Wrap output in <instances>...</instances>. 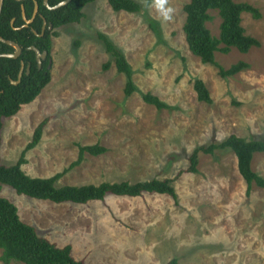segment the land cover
Masks as SVG:
<instances>
[{
    "label": "rangeland",
    "instance_id": "1",
    "mask_svg": "<svg viewBox=\"0 0 264 264\" xmlns=\"http://www.w3.org/2000/svg\"><path fill=\"white\" fill-rule=\"evenodd\" d=\"M134 1L141 10L129 13L95 0L84 6L79 22L56 29L51 79L31 103L2 119L0 159L15 163L45 120L40 141L24 152L26 174L50 177L76 160L78 144L98 143L107 150L85 153L58 185L168 178L176 200L109 194L101 201L56 204L17 194L5 184L0 197L9 199L39 235L57 246L70 244L74 258L86 264H164L171 258L178 264H264V188L253 185L246 195L230 151L199 153L197 172L185 171L198 145L229 134L264 138V0H234L258 10L259 18L241 13V25L260 46L215 54L224 67L248 63L229 78L188 49L182 26L189 0ZM210 14L206 25L217 36L220 18L215 10ZM148 20L156 22L160 38ZM97 32L124 54L138 92L124 96L125 77ZM196 78L205 84L210 103L197 100ZM145 92L169 107L144 103ZM251 167L264 178V153L254 154Z\"/></svg>",
    "mask_w": 264,
    "mask_h": 264
},
{
    "label": "trees",
    "instance_id": "2",
    "mask_svg": "<svg viewBox=\"0 0 264 264\" xmlns=\"http://www.w3.org/2000/svg\"><path fill=\"white\" fill-rule=\"evenodd\" d=\"M38 4V13L28 26H23L21 6L24 8L25 17L32 16L34 2ZM62 0H47L48 5L54 6ZM95 0H69L66 4L55 9H49L43 0H3L0 11V36L10 40L21 48L17 58L0 57V130L2 119L15 115L22 105L31 103L49 83L50 69L47 68L50 59L52 37L57 36L56 29L60 26L76 23L84 16L83 8ZM109 7L116 12H139L140 5L134 0H107ZM215 10L220 18L217 36L211 34L207 22L212 19L210 11ZM185 14L182 30L185 42L190 52L198 57L202 63L213 64L217 73L222 78L233 77L247 69L248 63L239 60L224 67L215 61V54H227L232 48L241 53H247L250 48L260 46V42L245 33L241 25V13H250L254 18H259L258 10L246 2L234 0H189L183 6ZM43 19L46 20L44 33L41 32ZM12 21V24H11ZM52 28L48 29V24ZM154 32L158 34L156 22L148 20ZM33 30L37 33L34 34ZM103 43L105 51L111 58L116 70L125 77L123 87L124 96L128 97L138 92L132 79V69L124 54L117 49L108 37L96 33ZM80 41L74 40V45L79 46ZM35 46L40 52L46 51L47 57L38 66L35 53L29 49ZM14 47L0 41V53H12ZM23 62L24 68L17 84L16 80ZM109 62L103 65L109 66ZM28 66V72L26 68ZM193 89L198 101L210 103V94L202 80L193 81ZM144 103L156 109H167L169 106L150 92L141 93ZM45 120L34 129L30 142L27 143L18 160L9 165L1 163L0 159V184L11 187L17 194L25 195L37 200H48L53 203L71 202L85 204L89 201H101L106 195L139 197L143 194H162L176 200V192L172 180L168 178H152L144 181L130 182L102 181L99 184L58 185V180L75 165H79L84 154L99 155L107 149L98 143L90 145L78 144V155L62 171L50 177H37L26 174L22 165L25 162L24 152L35 147L40 141ZM1 144V137H0ZM216 151H230L235 158L238 174L246 185V195H249L253 185L264 188V178L258 175L251 167L255 153H264V138L244 139L236 134H229L219 142H211L196 146L188 155L186 172L196 173L199 153L213 155ZM184 170L179 172L182 173ZM0 261L2 264L21 262L23 264H86L83 259H76L72 255L70 244L57 246L47 238L39 235L36 229L23 222L18 214L17 207L7 198L0 197ZM164 264H178L176 258L167 260Z\"/></svg>",
    "mask_w": 264,
    "mask_h": 264
},
{
    "label": "water",
    "instance_id": "3",
    "mask_svg": "<svg viewBox=\"0 0 264 264\" xmlns=\"http://www.w3.org/2000/svg\"><path fill=\"white\" fill-rule=\"evenodd\" d=\"M68 2V0H63L59 3H57L56 5L54 6H49L48 3H47V0H43V4L49 8V9H55V8H58L60 7L61 5L63 4H66ZM2 5H3V0H0V11L2 9ZM37 11H38V4L37 2L35 1L34 2V8H33V13H32V16L30 19H27L25 17V13H24V8L23 6H21V15H22V18L24 20V26L30 24V22L32 21V19L35 17V15L37 14ZM11 24H12V21H11ZM45 25H46V20L43 19V24H42V27H41V32L39 35H42L44 33V29H45ZM48 28L51 29L52 28V24L49 23L48 25ZM33 33L37 35V33L33 30ZM0 41L3 42V43H6V44H9L11 46L14 47V52L12 53H0V57H12V58H17L20 53H21V48L19 45H17L16 43L10 41V40H6L4 39L3 37L0 36ZM29 49L33 50L34 53H35V58H36V61H37V64L38 66L41 65V61L43 59H45L47 57V52L46 51H43V52H40L35 46H29ZM51 64H52V61L51 59H48V65H47V68L50 69L51 67ZM23 67H24V64L23 62H21V65H20V70H19V73H18V78L21 76V73H22V70H23ZM27 71H28V67H27ZM13 83H15V81H12Z\"/></svg>",
    "mask_w": 264,
    "mask_h": 264
},
{
    "label": "flooded vegetation",
    "instance_id": "4",
    "mask_svg": "<svg viewBox=\"0 0 264 264\" xmlns=\"http://www.w3.org/2000/svg\"><path fill=\"white\" fill-rule=\"evenodd\" d=\"M63 1V0H62ZM69 1V0H68ZM61 2V1H60ZM64 5V4H63ZM33 13V12H32ZM37 13H38V11H37ZM37 15V14H36ZM35 15V16H36ZM24 21V20H23ZM25 24V23H24ZM24 24H23V26H24ZM42 24H43V22H42ZM51 24V23H50ZM29 25V24H28ZM28 25H26V26H28ZM49 25V24H48ZM46 26V25H45ZM25 27V26H24ZM49 29V28H48ZM45 30V29H44ZM46 59V58H45ZM45 59H43V60H45ZM20 65H21V63H20ZM28 67V66H27ZM24 68V67H23ZM27 69V68H26ZM20 70V69H19ZM22 72H23V70H22ZM26 72H28L27 70H26ZM19 73V72H18ZM21 75H22V73H21ZM20 78H21V76L18 78V75H17V79L16 80H11V83L12 84H17L18 82H19V80H20ZM12 81H15V83H13Z\"/></svg>",
    "mask_w": 264,
    "mask_h": 264
}]
</instances>
